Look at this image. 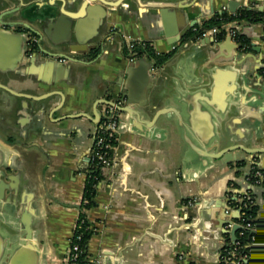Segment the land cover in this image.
<instances>
[{"label": "crops", "instance_id": "crops-1", "mask_svg": "<svg viewBox=\"0 0 264 264\" xmlns=\"http://www.w3.org/2000/svg\"><path fill=\"white\" fill-rule=\"evenodd\" d=\"M87 1L6 0L54 12L48 52L24 58L18 67L23 81L8 78L7 84L30 95L61 91L66 98L56 111L58 95L45 103L20 97L17 109L6 107L0 182L14 189L0 198V233L8 255L25 242L22 216L29 211L38 264H68L97 128L94 104L107 98L129 112H121L115 163L102 169L95 204L85 212L95 225L89 254L102 264H220L224 211L229 208V220L240 217L227 200L252 196L264 212V186L248 179L255 163L264 166V154L236 150L227 162L194 147L221 141L222 148H264V99L256 94L264 91V23L236 21L243 45L226 33L218 40L211 33L182 39L216 14L243 7L264 12V0H241L236 12L229 0ZM128 37L150 42L158 53L177 52L159 70L151 60L146 76L139 63L145 56L131 60L124 51ZM90 50L98 53L94 60ZM217 69L232 88L223 99L212 97ZM140 104L147 114L133 116ZM79 112L88 117L60 120ZM11 217L18 227L8 232ZM258 243L255 264H264V237Z\"/></svg>", "mask_w": 264, "mask_h": 264}, {"label": "water", "instance_id": "water-1", "mask_svg": "<svg viewBox=\"0 0 264 264\" xmlns=\"http://www.w3.org/2000/svg\"><path fill=\"white\" fill-rule=\"evenodd\" d=\"M109 1H113V0H109ZM86 4L88 6L87 0H85L83 6H86ZM240 4H241V0H229L230 11L236 12L238 10V8L240 7ZM106 5L110 6V7L115 6V5L109 4V3H106ZM242 9L245 10L246 8L243 7ZM89 11L91 12L90 9H89ZM184 33L185 32H183L182 34H184ZM179 37H181V36H179ZM230 39L232 40L231 37H230ZM51 56L67 59L64 55H55V56L51 55ZM151 60L152 59H150L149 57H143V58L139 59V61H140L139 63L142 66L141 70L144 71L145 75L146 74L149 75L151 72V68H152ZM215 61H220L218 55L215 57ZM160 67L156 66V69L159 70ZM133 69L135 70L136 68H133ZM263 69H264V67H263ZM158 70H156V73L158 72ZM216 71H217V73L214 74V76H213L214 84H213V88H212V97H215V98L217 97L218 99H223L227 92L232 91V88H226L223 85L222 80L220 79V74H219L220 69H217ZM258 76H256V78H258ZM6 88L8 91L12 92V90L8 86ZM15 93L19 97L31 100L33 102H40V103L41 102L45 103L46 101H48V99L52 98L53 96L58 95L61 97V102L57 105L55 111L62 109L65 106L66 98L64 97V94L61 91H51L49 93H45L42 95H30V94H26V93H22V92H15ZM256 94H257L258 100L264 99L263 89L259 90V92H257ZM126 95H128V97H129V100L127 102L129 104H131L133 102L132 101V95L131 94H126ZM104 104H109V105L115 106L116 101L110 100L107 98H102V99H99L95 102V104H94V115L91 118V120L94 124H97V125L99 124L100 119H101L100 106H102ZM140 106H141L140 109H137L133 113H131L133 116L143 117L147 114V110L144 108V107H146V105L144 106V104H140ZM118 107H119V110L121 112H125V111L129 112L128 109H124L122 106H118ZM45 108H46V106H45ZM166 113H168V112H166ZM159 114H162V113H159ZM78 117H88V115L85 112H79V113H75V114H67L66 116H64V118H62L60 120L70 119V118H78ZM222 146H223V143L221 141H217L215 143V145L211 146V148H209V149L200 145L198 148L194 147V150L198 154H200L201 156H204L206 158H211V159L225 158L227 160V162L233 161L235 159L233 156V152L236 150H244L249 154H257V155L264 154V148H248V147H245L241 144H232V145H229V146H226L223 148H222ZM87 163H88V165L90 163L89 157L87 158ZM13 179H14V177L11 175L9 177V180L12 181ZM12 188L14 189V186H12V184L5 182V180H2L0 182V198L4 197L6 190H12ZM230 201H231V199L227 200V206L228 207H229ZM227 210H229V208H226V210L224 211L225 216H224V220L222 222V226H224L227 222L230 221L228 219L229 215L226 213ZM22 225H23V230L26 232L25 239H24L25 242L23 244H21L10 255H8V253H7V250L9 248L8 240L6 238H4L2 236V234L0 233V264H38L37 256H36V254H34V249H33L34 245H33L32 215L29 211H26L24 213V215L22 216ZM239 228H240V225L235 224L233 229L231 230V237H232L233 241L237 240L236 233H237V230ZM260 230L264 231V229H262V228H260ZM261 231L260 232L254 231V233H256V235L259 238H262V237H264V233Z\"/></svg>", "mask_w": 264, "mask_h": 264}, {"label": "built area", "instance_id": "built-area-1", "mask_svg": "<svg viewBox=\"0 0 264 264\" xmlns=\"http://www.w3.org/2000/svg\"><path fill=\"white\" fill-rule=\"evenodd\" d=\"M222 31L228 34L235 42L242 43L238 39V36L240 34L238 31V25L236 21L224 22L221 28H219L218 26H214L204 29L200 34H197L199 30L197 27H195L193 29V32L195 33L194 35L196 36L194 35L193 36L196 39H202V38L208 39L211 33L212 36L214 37V40H218V37L222 33ZM142 42H145V40H138L130 37L126 38V47L130 53L131 60H135L137 58V52L133 51L135 48V43H142ZM121 105L122 103L120 101H116L115 106L109 104L102 105L101 119L95 131L94 141L89 154L90 163L88 165V168L93 165L97 168L104 169L114 165L115 163L114 152L118 143V134L121 127V111L119 110L118 106ZM248 179L254 185L264 186V167L261 166L259 163H255L250 169V172L248 174ZM246 197H243V199L239 201L240 202L239 206H235L236 210L240 211L239 218H241L246 214L245 211H243V208H246L249 204L248 202H245ZM249 199L251 203H255L254 199H251L250 197ZM89 201H90L89 199L82 196L80 209H82L84 205L88 204ZM88 209L89 208H83V211L86 212ZM263 215L264 214L262 213V216ZM235 224L240 225V228L237 230V232L240 230L241 235H243L245 231L248 229L252 230L253 232L261 231L260 227L258 228L252 226L250 223H242L238 220H233V219L225 224L224 226L225 231L231 234V230L233 229ZM262 226H264V224ZM75 228L76 226L74 227V229ZM261 232L264 233V231ZM254 234L255 235L252 236V239L256 240L258 236L256 235V233ZM78 238H81V235H79ZM233 243L235 244V246L226 254H223V251L221 249L220 264H255L256 252L252 254H244L242 256H239L238 247L240 243L237 240L233 241ZM262 254H264V250L262 251ZM79 255H80L79 244L75 243L72 246H70V250L68 254V264H79L78 262ZM89 259L93 264H102L101 257L98 256L93 257L89 254Z\"/></svg>", "mask_w": 264, "mask_h": 264}, {"label": "trees", "instance_id": "trees-1", "mask_svg": "<svg viewBox=\"0 0 264 264\" xmlns=\"http://www.w3.org/2000/svg\"><path fill=\"white\" fill-rule=\"evenodd\" d=\"M241 19H248L252 22L264 23V12L255 9H245L239 11L236 14H216L210 19L205 20L201 25L196 26L199 30L197 34H200L202 30L210 27L218 26L219 28H221L224 22L238 21ZM223 33L224 32L222 31L219 36H222ZM194 34V32L188 33L183 37L182 42L186 41L190 37H193ZM238 39L240 40V42H242V45L245 43L243 42L240 35L238 36ZM124 51L126 55H130L129 51L127 50L126 44H124ZM133 51L137 52L138 57H149L155 62V65L157 67H160L167 61L172 59V57L177 52V48L168 53H158L150 42L145 41L142 43H135V48ZM93 56H95V58L98 57L97 52ZM242 163V161L237 162L238 165H241ZM87 175L88 176L83 191V197L89 199L90 201L88 204L82 207L75 224L76 228L74 229L73 234L70 238V246L75 243H78L80 246V255L78 258L79 264H93L89 259L88 244L93 234L95 233V225L88 219L86 213L83 211V208H91L95 204L94 197L96 195L97 184L102 179V169L92 165L88 168ZM250 198L253 199L252 196H250ZM245 202L249 203L246 208H243V211H245L246 214L241 218H237V220L242 223H250L252 226L258 228L262 227V225L264 224V215L262 216V213L264 214V212H262L261 207L256 203H251L249 197L245 198ZM230 203L232 206L240 205V202L237 200L231 199ZM79 235H81V238H78ZM253 235H255L254 232L249 229L246 230L243 235L240 234V230L237 232V241L240 243L238 247L239 256L260 251L261 246L257 242L259 238L257 237L256 240H253ZM224 238L225 242L222 247V251L223 254H226L235 246V244L233 243L231 234L224 233ZM260 256L264 257V254H261Z\"/></svg>", "mask_w": 264, "mask_h": 264}, {"label": "flooded vegetation", "instance_id": "flooded-vegetation-1", "mask_svg": "<svg viewBox=\"0 0 264 264\" xmlns=\"http://www.w3.org/2000/svg\"><path fill=\"white\" fill-rule=\"evenodd\" d=\"M53 14V10L46 7L22 8L19 5L10 6L6 0H0V134L6 126V107L17 109L20 102V97L15 93L19 91L9 86L7 80L10 78L22 82L23 77L18 67L23 59L36 60L39 54L48 52L46 43L50 41ZM111 33L115 34L114 28H111ZM95 53V50H90L89 58L94 60ZM7 60L11 61L12 70H8ZM7 86L12 92L7 90Z\"/></svg>", "mask_w": 264, "mask_h": 264}, {"label": "rangeland", "instance_id": "rangeland-1", "mask_svg": "<svg viewBox=\"0 0 264 264\" xmlns=\"http://www.w3.org/2000/svg\"><path fill=\"white\" fill-rule=\"evenodd\" d=\"M9 219L10 220L8 221V225L6 227V231H8V232L11 231V230H15L18 227V223L15 220V217H11Z\"/></svg>", "mask_w": 264, "mask_h": 264}]
</instances>
